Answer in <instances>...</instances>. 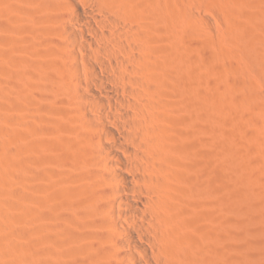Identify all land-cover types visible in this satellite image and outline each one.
Returning a JSON list of instances; mask_svg holds the SVG:
<instances>
[{
	"label": "bare ground",
	"instance_id": "obj_1",
	"mask_svg": "<svg viewBox=\"0 0 264 264\" xmlns=\"http://www.w3.org/2000/svg\"><path fill=\"white\" fill-rule=\"evenodd\" d=\"M4 2L0 0V5ZM39 3L49 12L33 18L37 39L29 40L23 31L10 28L0 11V50L5 41V45L11 43L18 62L14 55L10 59L19 68L14 69L12 81L8 80L10 88H5L8 83L0 88L10 101L7 107L15 108L17 122L23 125H31L28 118L37 102L39 108L46 101L75 113L70 158L46 156L43 151L25 158L21 149L23 155L17 152L13 160L28 172L38 166V173H32L47 186L38 183L35 192H55L51 197L54 206L45 210V219L56 217L51 225L55 234L49 237H55L56 247L65 245L55 251L61 254L58 264H199L202 254L198 249L201 239L205 240L201 226L210 191L198 175L191 176L193 157L185 150L190 130L186 121L174 118L176 110L190 111L169 99L171 89L161 73L170 63L160 47L159 1ZM5 35L7 40H3ZM205 43L210 50L220 51L214 37ZM262 53L258 63L264 72V49ZM6 65L3 71L12 75ZM60 94H64L62 100H58ZM41 130L48 131V127ZM38 147L44 150L43 144ZM52 162L55 167H42ZM24 184L16 189L3 186L1 199L27 207L37 217L41 213L33 200L37 193ZM17 221L13 225L21 228L25 220ZM0 237L12 245L11 235L1 233ZM52 240L24 245L31 264H50L45 257L52 253ZM11 247L6 250L9 260L4 263L0 256V264H16L20 258Z\"/></svg>",
	"mask_w": 264,
	"mask_h": 264
},
{
	"label": "rangeland",
	"instance_id": "obj_2",
	"mask_svg": "<svg viewBox=\"0 0 264 264\" xmlns=\"http://www.w3.org/2000/svg\"><path fill=\"white\" fill-rule=\"evenodd\" d=\"M158 1V19L163 27L160 47L167 63H170L167 69L163 68L166 70L160 72L168 80L169 87L166 86L171 89L169 99L190 111L186 114L176 110L174 118L186 121L190 130L186 134L188 144L185 150L193 157L192 163L189 162L191 176L198 175L199 181L205 182L210 191L209 208L201 226L205 240L201 239L202 247L199 248L203 253L195 248L202 254L199 264H264V72L260 71L258 63L264 49L261 47L264 45V0H229L230 5L227 0ZM39 2L5 0L0 5L1 19L10 28L23 31L29 40L35 39L36 33L32 29L34 16L49 12ZM212 37L219 43L218 52L210 50L205 43ZM6 38L7 35L3 40ZM5 42L0 50L3 52L0 54V72L5 74H0L3 82L0 84L8 83L7 88L8 80L14 78V69L19 68L10 59L14 53L18 55L17 52L10 42L11 45H5ZM9 60L11 64H8ZM3 63L9 65L6 68L9 67L12 75L3 71ZM0 94H3L1 88ZM5 97L0 95V191L3 186L16 189L24 183L35 189H32L33 194L38 195L35 194L33 200L36 199L35 203L41 209V217H34L35 214L27 207L23 209L16 204L3 203L0 192V234L8 233L13 241L12 245H7L0 237V256L7 263L6 250L12 246V251L20 256L18 261L15 260L16 264H31V256L28 250L25 253V246L38 239L48 243L52 240L49 234H55L56 229L51 225L53 221L55 224L56 217L47 216L52 221L45 219L48 215L45 210L54 206V191L35 192L39 190V184L40 187L46 184L44 179L38 180L42 177L32 173H38V166L31 168L30 173L27 168L13 164V160L21 149H24L25 158L34 151L37 155L38 151H43L41 153L46 156L70 158L69 140L75 113L69 107L61 109L46 101H43L44 108H39L37 102L28 118L31 125H23L17 122L18 113L15 108H9L10 101ZM63 98L64 94H60L58 100ZM42 126L52 132H42ZM46 131L49 134H45ZM41 144L44 150L38 149ZM50 165L55 167L53 162L44 163L42 167L50 168ZM32 174L38 177L37 180ZM56 209L60 208L55 207L56 213L60 214ZM16 219L25 220L20 223L24 228L13 225ZM53 243L50 244L52 253L45 258L50 264H56L55 261L58 264L61 260L58 248L61 251L65 245L56 247V241ZM52 248L54 250L51 251Z\"/></svg>",
	"mask_w": 264,
	"mask_h": 264
}]
</instances>
